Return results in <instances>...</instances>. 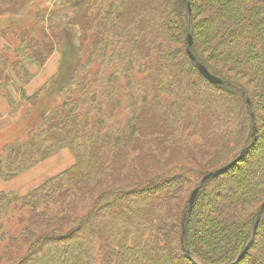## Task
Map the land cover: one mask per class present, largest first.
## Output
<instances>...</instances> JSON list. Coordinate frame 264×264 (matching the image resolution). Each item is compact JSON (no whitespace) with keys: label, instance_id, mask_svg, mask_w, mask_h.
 Returning a JSON list of instances; mask_svg holds the SVG:
<instances>
[{"label":"trees","instance_id":"16d2710c","mask_svg":"<svg viewBox=\"0 0 264 264\" xmlns=\"http://www.w3.org/2000/svg\"><path fill=\"white\" fill-rule=\"evenodd\" d=\"M0 35V182L75 158L0 192V264H264V0H0Z\"/></svg>","mask_w":264,"mask_h":264},{"label":"crops","instance_id":"0c3cea01","mask_svg":"<svg viewBox=\"0 0 264 264\" xmlns=\"http://www.w3.org/2000/svg\"><path fill=\"white\" fill-rule=\"evenodd\" d=\"M3 101L0 99V113L4 116L8 110V105ZM74 163L73 154L68 150H62L10 181L0 182V192H15L25 195L42 185L47 179L63 173Z\"/></svg>","mask_w":264,"mask_h":264},{"label":"rangeland","instance_id":"374dc122","mask_svg":"<svg viewBox=\"0 0 264 264\" xmlns=\"http://www.w3.org/2000/svg\"><path fill=\"white\" fill-rule=\"evenodd\" d=\"M42 1H43L44 5L48 4V6L54 5L56 2V0H42ZM5 43H6V41L0 35V46H3ZM59 59H60V54H59V52L55 51L50 56V58L48 59V61L46 62L45 66L42 70H39V69L34 67L32 69L31 73H34L35 76L28 82V85L26 87H24L26 94H23V91L16 90L14 88V89H12L13 95H17L18 98H19V95H35L34 93H37V91L42 89L46 84H48L52 80V78L56 77V75L58 73L57 71L59 70L58 67L60 64ZM248 86L250 87V85H248ZM46 94L49 95L48 91L46 92ZM73 95H75V94H73ZM3 102H5V100ZM9 113H10V107H8L6 115H4V116L2 115V118L0 119V127L6 128V127L10 126V124L12 125V122L8 121V119H10ZM209 149H212V152L203 154L204 156L200 157V159H198L194 163H192L190 160H187V162H186V160H183V161H177L176 163H173V165L175 164L176 166H179V165L185 166V165L196 164L197 166H201L202 164H204L207 161V158H210V154L211 155L214 154L213 152L216 150V147H214L212 145V143H210ZM220 153H222V154L220 155ZM177 157H181V156L178 154ZM223 158H224V152L220 148L219 150H217L215 161H220ZM171 164H172V162H171ZM185 167H187V166H185ZM185 196H186V193L184 194V197ZM123 200H126V199L121 198L120 201L122 202ZM117 208H118L117 206L114 207L113 211L116 212L115 210H117ZM256 208H257V206L255 204L253 210L255 211Z\"/></svg>","mask_w":264,"mask_h":264},{"label":"water","instance_id":"95a60500","mask_svg":"<svg viewBox=\"0 0 264 264\" xmlns=\"http://www.w3.org/2000/svg\"><path fill=\"white\" fill-rule=\"evenodd\" d=\"M189 12H191L189 10ZM193 45V38H192V35H189L188 36V48L190 49ZM189 51V55L191 57V59L193 61H196V59L193 57V55L191 54L190 50ZM197 68H198V71L199 73L202 75V77H204L208 82H210L212 85H223L224 84V81L219 78V77H216L214 76L213 74H211L205 66H203L202 64L198 63L197 62ZM249 103V101H248ZM256 131V128H254V132ZM234 162H237V161H234ZM234 162L214 171V172H211V173H208L207 175H205L203 177V179L201 180L200 182V186H202L206 181H208L209 179H213V178H216L218 176H220L221 174H223L225 171H227L233 164ZM200 186L197 187L196 189L193 190V192L191 193V196L189 198V201H188V204H189V211L192 210V207L194 205V202H195V199L199 193V190H200ZM264 210V204L261 206V211L260 213ZM258 221H256L255 223V226H254V232L257 231V228H258ZM249 250V246L246 247V249L242 252V254L239 256L238 260H241L245 254L248 252Z\"/></svg>","mask_w":264,"mask_h":264}]
</instances>
